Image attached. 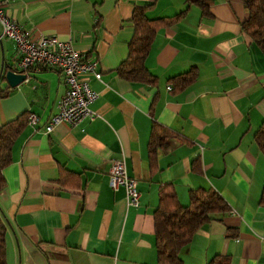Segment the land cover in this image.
Listing matches in <instances>:
<instances>
[{"label": "crops", "instance_id": "obj_1", "mask_svg": "<svg viewBox=\"0 0 264 264\" xmlns=\"http://www.w3.org/2000/svg\"><path fill=\"white\" fill-rule=\"evenodd\" d=\"M135 6L149 19L170 17L184 0H10L4 13L31 34L55 35L88 59L101 79L97 113L74 127L49 133L65 91L58 70L26 71L11 87L0 78V125L21 112L27 126L1 172L0 215L6 225V264H156L153 212L162 187L174 185L182 205L189 190H215L228 205L203 223L179 255L183 264H206L215 255L229 264H264V156L254 133L264 120V53L241 29L242 0H211L210 17L191 5L183 18L155 36L145 65L157 77L149 86L120 78L115 69L128 52ZM1 35V28H0ZM15 43L0 38V73L16 71ZM196 67V80L177 94L167 80ZM152 122L173 133L171 148L157 152L150 173L147 141ZM110 158L124 159L137 180L139 204L108 184ZM200 160V171L192 162ZM60 167L78 174L79 187L59 182ZM68 180H66L67 182Z\"/></svg>", "mask_w": 264, "mask_h": 264}, {"label": "trees", "instance_id": "obj_2", "mask_svg": "<svg viewBox=\"0 0 264 264\" xmlns=\"http://www.w3.org/2000/svg\"><path fill=\"white\" fill-rule=\"evenodd\" d=\"M242 2L248 16L241 22V29L264 53V0H242ZM184 3V8L177 14L155 19L146 16L150 6L133 8L130 18L133 33L128 42V52L115 69L120 78L149 86L157 84V77L148 71L145 61L160 29L179 22L191 5L199 7L203 17L211 15L209 10L211 0H184ZM197 75V68L191 67L186 72L170 77L167 80L171 85L170 91L174 94L184 91L196 80ZM7 94L8 91L0 92L1 96ZM28 115L29 112L23 111L14 119L0 125V189L5 184L1 170L12 160L13 143L27 126ZM173 136L174 133L168 127L152 122L147 141V160L151 174L158 171V150L168 151L172 146ZM254 140L264 156V120L255 131ZM191 166L192 170L200 171V160L195 159ZM59 182L69 187L80 186L78 174L62 167L59 170ZM188 199V204L182 205L171 183L165 184L158 194L157 206L153 212L156 264H183L179 255L181 248L191 241L203 223L211 220L212 214L228 210L224 199L210 188L189 190ZM260 200L264 204V184ZM6 231V225L0 215V264H6ZM206 264H229V258L215 255Z\"/></svg>", "mask_w": 264, "mask_h": 264}, {"label": "built area", "instance_id": "obj_3", "mask_svg": "<svg viewBox=\"0 0 264 264\" xmlns=\"http://www.w3.org/2000/svg\"><path fill=\"white\" fill-rule=\"evenodd\" d=\"M9 1L0 0V38L4 36L15 43L18 57L15 69L23 73L39 72L43 68L56 69L62 75L65 85V91L57 103V112L49 117L44 127L45 132L49 133L62 123L74 127L84 119L96 118L98 115L91 109V104L99 94L89 86L88 78L93 77L100 81L98 61L84 58L70 42L59 40L55 35L31 34L24 31L4 13ZM167 89L170 90L171 85H168ZM37 120L35 113H29L27 120L29 125H34ZM108 160L109 187L113 191L123 188L128 206L137 207L139 204L137 180L128 175L124 159L108 157Z\"/></svg>", "mask_w": 264, "mask_h": 264}, {"label": "water", "instance_id": "obj_4", "mask_svg": "<svg viewBox=\"0 0 264 264\" xmlns=\"http://www.w3.org/2000/svg\"><path fill=\"white\" fill-rule=\"evenodd\" d=\"M4 72L0 73V78H4L7 84L11 87L19 85L26 78V75L22 71H13L10 67Z\"/></svg>", "mask_w": 264, "mask_h": 264}]
</instances>
